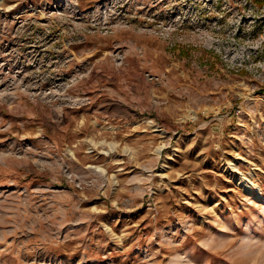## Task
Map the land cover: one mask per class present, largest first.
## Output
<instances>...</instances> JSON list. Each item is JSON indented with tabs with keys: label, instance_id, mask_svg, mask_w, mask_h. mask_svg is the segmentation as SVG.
<instances>
[{
	"label": "rangeland",
	"instance_id": "rangeland-1",
	"mask_svg": "<svg viewBox=\"0 0 264 264\" xmlns=\"http://www.w3.org/2000/svg\"><path fill=\"white\" fill-rule=\"evenodd\" d=\"M0 264H264V1L0 0Z\"/></svg>",
	"mask_w": 264,
	"mask_h": 264
},
{
	"label": "built area",
	"instance_id": "built-area-1",
	"mask_svg": "<svg viewBox=\"0 0 264 264\" xmlns=\"http://www.w3.org/2000/svg\"><path fill=\"white\" fill-rule=\"evenodd\" d=\"M151 79H153V78H151Z\"/></svg>",
	"mask_w": 264,
	"mask_h": 264
},
{
	"label": "trees",
	"instance_id": "trees-1",
	"mask_svg": "<svg viewBox=\"0 0 264 264\" xmlns=\"http://www.w3.org/2000/svg\"><path fill=\"white\" fill-rule=\"evenodd\" d=\"M262 1H264V0H262Z\"/></svg>",
	"mask_w": 264,
	"mask_h": 264
}]
</instances>
